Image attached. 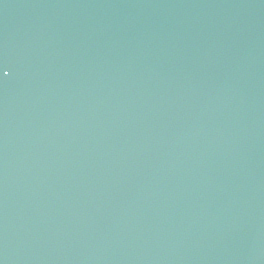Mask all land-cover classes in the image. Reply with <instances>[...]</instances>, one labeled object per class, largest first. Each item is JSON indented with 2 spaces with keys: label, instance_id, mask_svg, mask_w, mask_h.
<instances>
[{
  "label": "water",
  "instance_id": "95a60500",
  "mask_svg": "<svg viewBox=\"0 0 264 264\" xmlns=\"http://www.w3.org/2000/svg\"><path fill=\"white\" fill-rule=\"evenodd\" d=\"M222 1L193 16L177 8L193 9L187 0H0L6 239L23 233V218L45 264H255L241 239L249 230L264 244V191L240 178L264 163V0H227L213 24L201 23ZM188 20L200 32H184ZM211 27L213 37H190ZM214 132L246 160L235 172ZM46 152L53 158L35 165ZM19 201L32 205L24 217ZM198 208L210 232L234 221L239 255L233 241L220 255L211 245L185 251L210 239L192 238ZM215 209L218 222L207 214ZM20 238L11 264H27Z\"/></svg>",
  "mask_w": 264,
  "mask_h": 264
},
{
  "label": "snow or ice",
  "instance_id": "6c2138e0",
  "mask_svg": "<svg viewBox=\"0 0 264 264\" xmlns=\"http://www.w3.org/2000/svg\"><path fill=\"white\" fill-rule=\"evenodd\" d=\"M4 75H7L8 73L6 71L3 72Z\"/></svg>",
  "mask_w": 264,
  "mask_h": 264
}]
</instances>
